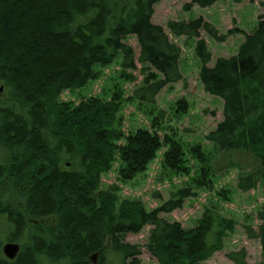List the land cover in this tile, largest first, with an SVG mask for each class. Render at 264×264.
Instances as JSON below:
<instances>
[{
    "label": "trees",
    "instance_id": "trees-1",
    "mask_svg": "<svg viewBox=\"0 0 264 264\" xmlns=\"http://www.w3.org/2000/svg\"><path fill=\"white\" fill-rule=\"evenodd\" d=\"M159 1L0 0V83L6 88L0 99V264H139V248L125 237L146 226L144 247L156 264H201L233 233L235 223L211 209L190 229L162 218L181 209L188 189L152 210L119 200L115 187L101 189L100 175L121 139L114 127L117 103L91 98L72 108L59 102L62 91L82 88L97 78V66H109L119 55L122 69H135L129 37L139 48L137 62L161 77L147 73L133 91L137 101L153 104L165 86L182 80L179 48L152 22ZM216 1L190 0L184 10ZM166 28L178 37L198 39L204 31L214 41L225 39L202 18L171 21ZM194 53L204 92L222 102V120L206 141L221 153L242 150L254 160L255 170L238 178V190L264 185V18L232 57L209 67L202 40ZM156 145L144 130L127 139L119 153L125 177L143 170ZM45 218L53 220L48 227L33 225ZM256 218L264 222V210ZM243 231L259 242L256 264H264V227ZM4 243L19 245L13 260L1 254ZM226 258L249 264L244 250Z\"/></svg>",
    "mask_w": 264,
    "mask_h": 264
},
{
    "label": "rangeland",
    "instance_id": "rangeland-1",
    "mask_svg": "<svg viewBox=\"0 0 264 264\" xmlns=\"http://www.w3.org/2000/svg\"><path fill=\"white\" fill-rule=\"evenodd\" d=\"M190 0H160L155 6L152 22L163 28L168 39L180 50L178 70L182 80L165 86L149 104L137 101L133 91L143 85L146 74L161 78L153 70L145 71L137 62L139 48L136 40L127 38L135 55V69L121 68V56L109 66L96 68L97 78L74 91H62L59 102L76 107L88 99L115 101L118 111L115 129L121 139L116 142L117 152L105 172L100 175V188L115 187L119 200H137L152 210L169 200L181 189H188L190 196L181 209L161 217L168 222H177L190 229L206 209L231 219L235 223L232 234L223 241L222 250L201 264H233L226 254L244 250L246 261L256 264L260 260V245L257 240L246 237L244 226L256 231L264 222L257 220L258 212L264 210V185L242 192L237 188L239 177L256 168L254 160L242 150L227 153L217 151L206 141L222 120V102L204 92L199 80L200 62L194 53L195 44L202 40L210 54L208 66L217 59L230 58L236 54L244 34L251 33L257 21L264 18V5L255 0H217L206 9L195 6L189 11L184 6ZM202 18L224 41L211 39L204 31L199 38L174 36L166 28L168 22H188ZM148 68V67H147ZM149 69V68H148ZM6 96V88L0 83V99ZM140 130L147 131L157 145L147 165L128 179L125 165L119 156L128 138ZM51 218L34 222L37 227H48ZM150 227L138 234L126 235L125 241L140 250L139 264H156L145 250ZM0 235V242H3Z\"/></svg>",
    "mask_w": 264,
    "mask_h": 264
},
{
    "label": "water",
    "instance_id": "water-1",
    "mask_svg": "<svg viewBox=\"0 0 264 264\" xmlns=\"http://www.w3.org/2000/svg\"><path fill=\"white\" fill-rule=\"evenodd\" d=\"M1 251L8 260H13L19 251V245L15 243H6L2 246Z\"/></svg>",
    "mask_w": 264,
    "mask_h": 264
},
{
    "label": "flooded vegetation",
    "instance_id": "flooded-vegetation-1",
    "mask_svg": "<svg viewBox=\"0 0 264 264\" xmlns=\"http://www.w3.org/2000/svg\"><path fill=\"white\" fill-rule=\"evenodd\" d=\"M2 253V252H1Z\"/></svg>",
    "mask_w": 264,
    "mask_h": 264
}]
</instances>
